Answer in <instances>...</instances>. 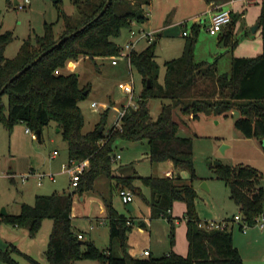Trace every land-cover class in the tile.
I'll list each match as a JSON object with an SVG mask.
<instances>
[{"label": "trees", "instance_id": "obj_1", "mask_svg": "<svg viewBox=\"0 0 264 264\" xmlns=\"http://www.w3.org/2000/svg\"><path fill=\"white\" fill-rule=\"evenodd\" d=\"M74 2L78 16L64 14L63 30L58 37L48 24L46 31L37 35L35 43L26 39L15 57L4 54L13 37L12 32L0 31V118L10 131L17 122H24L37 134L40 131V140L44 127L54 121L67 140L69 159H89V164L81 173L75 189L38 193L33 203L22 202L18 213H6L2 220L25 225L34 234L44 218H51L53 227L46 251L50 264H75L82 258L97 259L102 264H247L231 230L206 229L198 225L201 218L195 208L196 190L192 182L196 177L193 139L178 133L182 120L174 118V111L178 108L183 115L196 118L202 112L228 114L232 108L238 107L241 114L235 121L236 126L246 136L264 138V4L258 19L262 26L263 52L254 56H234L230 71L218 73L206 60H195L197 25L194 34L187 38L182 54L165 61L162 81L159 80L160 66L156 60L157 38L150 40L142 50L133 48L129 52L131 69L135 67L143 78L137 105L128 108L122 117L121 127L111 126L106 132L102 119L93 129L84 132L85 119L79 101L89 88L79 84L78 73L57 74L56 68L70 57L120 54L121 45L116 37L124 26L131 25L133 21L149 20L147 6L151 0ZM237 14L231 11V20L224 26L227 28L226 36L232 32L230 28ZM4 95L8 96V105ZM151 97L169 99L163 102L155 118L149 108ZM102 124L104 128L100 130ZM119 137L146 139L152 160L171 159L176 167L190 171L189 178L180 174L143 176L144 182L158 193V202L163 196L167 198V210L163 208L161 212L172 223V246L175 243L174 217L170 211L172 204L176 199L187 203L185 216L189 250L186 255L171 249L161 256L127 257V238L133 228L131 217L120 213L108 202L111 234L108 250L101 249L93 240H84L74 230V196L92 188L100 175L115 178L114 186L118 190L126 187L134 194L140 193L134 176L118 173L113 168V145ZM215 171L230 187L231 197L239 205L244 220L250 224L256 222L264 210V185L259 170L248 165L233 168L218 164ZM114 245L119 246L123 255L114 252ZM0 255L17 264L6 248L0 249Z\"/></svg>", "mask_w": 264, "mask_h": 264}, {"label": "rangeland", "instance_id": "obj_2", "mask_svg": "<svg viewBox=\"0 0 264 264\" xmlns=\"http://www.w3.org/2000/svg\"><path fill=\"white\" fill-rule=\"evenodd\" d=\"M15 1L0 0V31L10 30L13 35L4 50V54L11 58L19 53L26 39L35 43L37 35L44 33L48 24H51L58 37L63 30L64 14L78 16L74 0H30L23 6H18ZM209 2L151 0L147 6L150 19L145 22L133 21L131 25L124 26L116 37L121 45L120 53L130 50L126 43L132 38L136 39L133 48L144 49L150 39L140 35L143 31L152 32L153 39L157 38L156 60L160 66L159 80L162 81L166 70L165 61L182 54L187 38L195 32V25L198 27L195 60H206L218 73L231 70L234 56H254L263 52L262 26L259 25L253 30L259 21L262 1L257 5L259 10H253L256 12L254 15L252 5H247L244 1L238 3L242 5L245 16L237 12L229 36H226V26L216 34L209 31ZM132 29L136 31L135 36L131 34ZM184 30H187L186 34ZM115 58L116 63L113 62ZM55 72L78 73L79 84L89 88L86 96L79 101L85 119L84 132L93 129L102 119L105 121V131L110 130L120 110L130 101V94L124 89L126 82L132 79L135 81L133 102L138 100L143 87L141 73L135 67L131 69L128 56L124 54L95 58L84 55L70 57ZM4 100L8 105L7 95H4ZM93 101H97L98 105L93 106ZM168 101L169 99L161 97L149 99L150 112L154 118L160 112L163 102ZM240 114L239 108L234 107L228 114L202 112L195 118L191 115L186 117L176 108L174 118L182 120L178 133L193 139L196 177L192 182L196 190L195 208L200 218L211 220L230 216L228 229L233 232L245 263L264 264V227L260 226V222H254L244 230L239 221L232 219L235 213L240 212L242 216L243 213L232 199L230 187L215 171L218 164L233 168L248 165L259 170L261 183L264 185V138L244 135L235 124ZM26 127L24 122H17L10 131L0 118V238L12 242L6 249L17 264H50L46 251L53 227L51 218H44L34 234L25 225H14L2 220L4 214L1 211L4 206L8 213L19 212L21 202L33 203L38 193L62 192L76 188L71 186L70 172L63 168V162L68 161V143L61 129L58 130L59 126L54 121L46 125L42 140L39 137L34 138L26 131ZM55 149L58 153L53 157ZM113 153L121 155L113 160L115 171L134 176L135 184L140 187V193L134 194L135 213L126 207L119 190L112 186L111 181H116L115 178L102 174L95 180L92 188L75 194L72 211L74 230L82 232L84 240H93L101 249L108 250L111 243L108 202L120 213L131 217L132 229L137 234L134 237L136 240H141V235H144L141 234L142 228L148 233L153 230L159 237L158 252L164 250L172 229L171 220L161 212L163 208L167 210V198L163 196L158 202V193L144 182L143 176H159L173 161L152 160L146 139L128 140L119 137L113 145ZM11 169L17 172L16 181H12L8 174ZM33 172L36 175L40 172L46 174L42 183L38 182V177ZM23 173L32 175L23 182ZM50 173H55V179L50 177ZM204 181L208 187L203 185ZM174 202L172 207L179 214L187 207L184 200L176 199ZM113 250L116 254L123 255L118 245H114ZM188 250L189 244L186 240L184 255ZM129 256H136L135 252L128 251L127 257ZM77 263L102 264L100 260L92 258H82ZM0 264L13 263L0 255Z\"/></svg>", "mask_w": 264, "mask_h": 264}, {"label": "built area", "instance_id": "obj_3", "mask_svg": "<svg viewBox=\"0 0 264 264\" xmlns=\"http://www.w3.org/2000/svg\"><path fill=\"white\" fill-rule=\"evenodd\" d=\"M28 1H30V0H22V1L18 0L17 5L23 6ZM230 20H231V10L224 8V7H219L215 11V13H213V15L211 17V23H210L208 29L211 33L216 34L219 31H221L223 29V27L229 23ZM184 33L186 34L187 30H184ZM131 34H132V36H135L136 31L134 29H132ZM152 34H153L152 32H144L143 31L141 33L140 37L141 36H148L149 39L152 40L153 39ZM135 40H136L135 38H132L131 40H129L126 43V47L130 49L129 51L123 50L122 53H120V54L127 55L129 62H130L129 52L133 49V47L135 45ZM113 62L116 63L117 59L116 58L113 59ZM124 89L130 94V101L128 104L124 105V107L120 110L119 116H118L117 120L114 122L115 124L112 125L115 128L121 127V121H122L123 115L126 113V111L128 110L129 107L136 106L138 103V100L141 98V94H139L138 100L136 102H133V99L135 97V81L133 79L124 84ZM92 105L97 106L98 102L93 101ZM26 131L30 132L34 138L38 137V134L28 126L26 127ZM57 152H58V150L55 149L53 156ZM120 156H121L120 153H117L116 155L113 156V159H117ZM88 164H89V159H84L81 161H76L74 159H68V161L63 162L64 170L70 172V174H71V186L75 187L78 184L79 179H80V175ZM11 175L13 176L14 174H11ZM30 175H32V173L21 174V180L23 182L27 181V179L29 178ZM36 176L38 177V182L42 183L43 177L46 176V174L40 172ZM50 177L55 179V177H56L55 173H50ZM119 194H120L122 200L126 203L134 200V193L129 188L121 187L119 189ZM230 219L231 218H221V219H211V220L210 219H205V220L201 219L198 222V225L200 227H204L206 229H227L229 226V220ZM232 219L234 221H236V220L239 221L240 225L242 226V228L244 230H246L249 227L250 223H248L246 220H244V218L240 212L235 213L234 217ZM263 220H264V210L258 215V217L256 218V222H260V226L264 227V221ZM79 236L82 237L83 234L79 233ZM143 254L149 255L150 249H144Z\"/></svg>", "mask_w": 264, "mask_h": 264}, {"label": "crops", "instance_id": "obj_4", "mask_svg": "<svg viewBox=\"0 0 264 264\" xmlns=\"http://www.w3.org/2000/svg\"><path fill=\"white\" fill-rule=\"evenodd\" d=\"M243 1L247 5H250V6L252 5L253 6V9L251 8L252 12H253V15H254V13H256L255 12L256 9L259 10V8L257 6L258 3H260V1H262V3L264 4V0H212V1H210L208 3V5H209L208 9H211V17L213 15V13H215V11L219 7H224V8L230 9L232 12H235V13L238 12L239 14L241 13V15L245 16V13L242 10L243 9L242 5L238 4V3L243 2ZM15 2L17 3L18 0H16ZM253 10H255V11H253ZM148 14H149V12H148ZM149 19H150V14H149ZM186 117H187V115H186ZM55 155L53 157H55ZM68 159H69V153H68ZM16 173L17 172L14 169H11V170L8 171V174L12 178V181H16V175H17ZM11 174H14V175L12 176ZM177 174H180V175H182L185 178H189L190 177V174L187 171V169H184V168H181V167H175L172 162L170 163L169 167L165 170V172L163 174H160L159 176H165V175L175 176ZM111 184H112V186H114L115 185V181H111ZM174 204H175V202H174ZM21 205H22V202L20 204V208H21ZM236 205L239 208V205L237 203H236ZM170 211H171V213H172V215L174 217L175 243H174L173 246L171 245V236H170L169 239H168V242L166 244V248L164 250H160L158 252L159 249H158L157 245L159 243V237L157 236V234L153 233V230H150L149 233H148L145 229L142 228L141 229L142 230L141 234H144V235H141L139 233V235L142 236L141 240H138V238L136 240L134 237H136L137 234L135 233V229H132L131 232L129 233V241H127L128 251L135 252L136 256H143L144 255L143 254V250L144 249H150V254H152L154 256H161L164 253L170 251L171 249H173V250H175V251H177L179 253L184 254L185 253L184 252V243H185V241L187 240V244H189L188 239H186L187 227H188L187 226V218L185 216L186 209L183 210V212L181 214H179V212H176L173 207L171 208ZM14 213H18V212H14ZM223 218H230V216H225ZM219 219H221V218H219ZM143 225H146V222H143ZM77 233H82V232L78 231ZM145 236H147V237H145ZM83 237H84V234H83ZM132 238H134V240H132ZM3 241L8 243L7 246H9L10 243H12L9 239H6V238L3 239ZM234 241H235V239H234ZM235 244H236V242H235ZM75 264H77V262Z\"/></svg>", "mask_w": 264, "mask_h": 264}, {"label": "water", "instance_id": "obj_5", "mask_svg": "<svg viewBox=\"0 0 264 264\" xmlns=\"http://www.w3.org/2000/svg\"><path fill=\"white\" fill-rule=\"evenodd\" d=\"M108 2H109V0H108ZM108 2H107V4H108ZM259 25H260V22L258 21V22L256 23V25L253 27V30H256V29L259 27ZM39 56H40V55H39ZM39 56L36 57L35 59L39 58ZM19 73H20V71L17 72L14 76H16V75L19 74ZM14 76H13V77H14ZM13 77H12V78H13ZM12 78H11V79H12ZM148 82H149V84H151V83H150V79L148 80ZM86 92H87V91H86ZM103 128H104V125H103V124L100 125L99 129H100V130H103ZM59 129H60V127H58V130H59ZM38 134H40V131H38ZM203 185H205L206 187H208V185H207V183H206L205 181L203 182ZM126 207H127L129 210H131V211H133V212L135 213L136 207H135V204L133 203V201L126 203ZM1 213H3V214H6V213H7V209H6V207H3ZM80 241H81V242H84L83 239H81ZM7 245H8V243L5 242V241H3V239L0 238V249H5ZM77 264H78V263H77Z\"/></svg>", "mask_w": 264, "mask_h": 264}]
</instances>
